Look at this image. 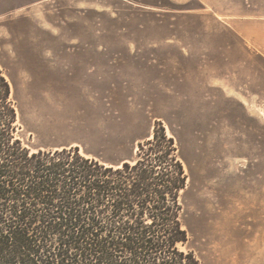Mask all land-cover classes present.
<instances>
[{
  "label": "rangeland",
  "instance_id": "obj_1",
  "mask_svg": "<svg viewBox=\"0 0 264 264\" xmlns=\"http://www.w3.org/2000/svg\"><path fill=\"white\" fill-rule=\"evenodd\" d=\"M26 146L134 161L163 128L199 264H264V0H0Z\"/></svg>",
  "mask_w": 264,
  "mask_h": 264
},
{
  "label": "trees",
  "instance_id": "obj_2",
  "mask_svg": "<svg viewBox=\"0 0 264 264\" xmlns=\"http://www.w3.org/2000/svg\"><path fill=\"white\" fill-rule=\"evenodd\" d=\"M0 67V264H199L179 221L185 175L163 128L134 161L26 146Z\"/></svg>",
  "mask_w": 264,
  "mask_h": 264
}]
</instances>
